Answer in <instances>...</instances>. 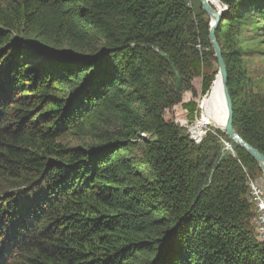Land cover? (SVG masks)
Listing matches in <instances>:
<instances>
[{
  "label": "trees",
  "instance_id": "1",
  "mask_svg": "<svg viewBox=\"0 0 264 264\" xmlns=\"http://www.w3.org/2000/svg\"><path fill=\"white\" fill-rule=\"evenodd\" d=\"M195 1L0 0V182L19 186L0 198V264H152L169 238L159 264H264L243 173L260 169L222 155V132L196 146L175 125L213 57ZM216 1L233 128L264 155L241 49L247 30L264 42V0Z\"/></svg>",
  "mask_w": 264,
  "mask_h": 264
},
{
  "label": "rangeland",
  "instance_id": "2",
  "mask_svg": "<svg viewBox=\"0 0 264 264\" xmlns=\"http://www.w3.org/2000/svg\"><path fill=\"white\" fill-rule=\"evenodd\" d=\"M210 2L213 9H222L221 5L216 0H211ZM196 5L198 6L195 0H189L188 8L192 10L193 14L195 13L197 14L198 12ZM199 6L201 8L200 2H199ZM208 25L210 28V19ZM196 49L200 57L203 52L205 54L209 51L208 48H205L202 45H197ZM241 49L243 52L242 57L244 60V65L246 68L247 76L249 78L251 87L254 91H257L264 96V42L262 37L260 36V33L253 32L252 30L251 31L247 30L246 32H244L241 36ZM200 59L201 58H199V61H196L192 64L193 77H192L191 85L196 92V96H194L189 91L182 92L180 94L181 102L179 103V105L173 106V110L177 114H179L180 111H182L185 108L189 110L188 116L180 117L175 121V125L178 127L180 134L187 138H189L188 136L189 134L187 131L188 129L186 127L189 126L191 128H195L197 126V122L201 115V109L199 108L200 102L204 97H206L207 92L208 91L210 92L213 89L218 76V68L216 65L214 53H213V57L206 58L204 63H202ZM205 80L207 81L205 82ZM208 81H209V85H207ZM215 131L222 132L225 135V133L222 130L212 125H207L202 131L204 132V134L203 137L200 139V141L193 143L196 146H199L200 144L203 143V141L206 139L208 134L214 135ZM87 133L88 132L85 133L84 137L77 139L73 137L72 138L69 137L64 141V144L70 147L89 145L90 140L89 137H87ZM145 138H149V135H146ZM218 141L220 142V146L222 148V155L224 154V156H232L234 158L236 157L235 149H234L235 144L227 136L226 138L218 137ZM222 141L231 145V149L233 148L232 151L234 150L233 153L223 150L224 147L222 145ZM144 150H145V145L143 143H139L137 148L130 150L128 154H132L133 156L139 157L142 156ZM258 168L260 169L259 166ZM243 173H244L245 182H247L248 179H251L252 181L257 182V184L264 191V173L261 169L260 171L255 169L253 172L250 173L244 169ZM18 188L19 186L16 187V184L13 179L2 180L0 182V198L3 196V194H6L8 192H15V190H18ZM250 226L256 238L252 219L250 221Z\"/></svg>",
  "mask_w": 264,
  "mask_h": 264
},
{
  "label": "water",
  "instance_id": "3",
  "mask_svg": "<svg viewBox=\"0 0 264 264\" xmlns=\"http://www.w3.org/2000/svg\"><path fill=\"white\" fill-rule=\"evenodd\" d=\"M211 0H199L201 8L203 12L209 17L210 19V29H209V36L208 40L213 50L216 65L218 68V75L223 84V98H224V106L226 111V124L222 131L225 135L235 144L236 147L243 150L248 156H250L254 162L260 167V169L264 173V155L259 153L256 149L252 146L247 144L234 130L233 128V109H232V101L230 98L229 90L227 87V72L224 60L222 58V51L221 48L215 38V31L218 27V24L222 20V14L224 12L222 9H213L211 6ZM215 2V1H214ZM211 89V87H210ZM209 89V90H210ZM209 91L207 92V94ZM172 238L164 242V247L159 250L157 257L154 259L152 264H159L160 259L162 257L163 252L171 245Z\"/></svg>",
  "mask_w": 264,
  "mask_h": 264
},
{
  "label": "bare ground",
  "instance_id": "4",
  "mask_svg": "<svg viewBox=\"0 0 264 264\" xmlns=\"http://www.w3.org/2000/svg\"><path fill=\"white\" fill-rule=\"evenodd\" d=\"M223 100V84L218 75L215 86L200 102L199 108L201 109V115L197 122V126L195 128H190V132L200 138L202 137L203 129L207 125H212L222 130L226 124V111ZM227 145L231 147V145ZM223 150L230 152L229 148H223Z\"/></svg>",
  "mask_w": 264,
  "mask_h": 264
},
{
  "label": "built area",
  "instance_id": "5",
  "mask_svg": "<svg viewBox=\"0 0 264 264\" xmlns=\"http://www.w3.org/2000/svg\"><path fill=\"white\" fill-rule=\"evenodd\" d=\"M186 128L188 129L189 139L192 142H199L203 137L204 132H202V137L199 138L190 132L191 127L187 126ZM222 145L224 148H229L232 153L231 147H229L224 141H222ZM246 188L248 203L252 211V222L254 225L256 240L264 243V191L257 182L252 181L251 179L247 180Z\"/></svg>",
  "mask_w": 264,
  "mask_h": 264
}]
</instances>
